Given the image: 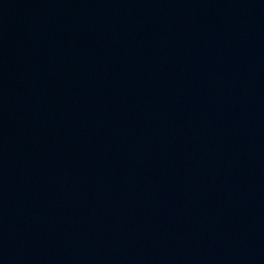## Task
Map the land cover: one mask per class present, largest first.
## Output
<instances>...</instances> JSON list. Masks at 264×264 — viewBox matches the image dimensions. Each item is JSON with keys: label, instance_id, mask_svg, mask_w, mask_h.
Returning a JSON list of instances; mask_svg holds the SVG:
<instances>
[{"label": "water", "instance_id": "1", "mask_svg": "<svg viewBox=\"0 0 264 264\" xmlns=\"http://www.w3.org/2000/svg\"><path fill=\"white\" fill-rule=\"evenodd\" d=\"M0 264H264V0H0Z\"/></svg>", "mask_w": 264, "mask_h": 264}]
</instances>
